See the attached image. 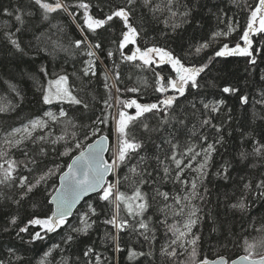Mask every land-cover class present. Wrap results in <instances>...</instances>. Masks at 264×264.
Instances as JSON below:
<instances>
[{"label": "snow or ice", "instance_id": "6c2138e0", "mask_svg": "<svg viewBox=\"0 0 264 264\" xmlns=\"http://www.w3.org/2000/svg\"><path fill=\"white\" fill-rule=\"evenodd\" d=\"M233 9L247 12L242 44L229 39L240 27ZM205 10L217 29L181 45L180 53L169 47L188 27H202ZM58 16L79 35L71 25L54 24ZM0 19V88L8 94L0 97V235L18 241L0 245V264H33L29 246L50 234L61 239L37 264H121L122 253L128 264H264V251H257L264 249V0H0ZM150 21L164 28L147 40ZM214 43L206 62L186 63ZM226 57L245 58L249 76L259 70L255 94L219 89L235 98L233 106L209 98L214 83L202 85L217 58ZM125 64L152 73L154 101L123 98L141 92L125 84ZM29 93L44 106L39 114H25ZM237 106L247 124L234 127ZM110 120L115 145L103 134ZM231 138L233 155L213 172ZM62 157L71 163H58ZM210 175L235 185L223 194V207L225 217L239 220V232L220 223L215 256L203 251L204 225L215 233L220 222L219 196L209 207ZM81 201L85 207L74 212ZM29 205L47 212L29 214ZM101 228V250L92 241L74 251ZM229 244L244 255L233 258Z\"/></svg>", "mask_w": 264, "mask_h": 264}, {"label": "trees", "instance_id": "16d2710c", "mask_svg": "<svg viewBox=\"0 0 264 264\" xmlns=\"http://www.w3.org/2000/svg\"><path fill=\"white\" fill-rule=\"evenodd\" d=\"M5 3H7V0H4ZM122 2V0H113V3L116 5H119ZM213 4L217 3L218 0H211ZM249 4H255L258 2V0H247ZM228 3L231 4V0H228ZM200 16L203 17L202 20V27L199 29H196L193 31L191 27H188L187 31L183 33L182 38L177 37L176 40H169L167 41V44L169 47L174 48L177 53H180L181 51V45L185 46V49L187 48L188 43L192 41H199L201 37H207L210 35L211 31L217 29V22L215 18H210L207 14V11L205 10L204 12L199 13ZM230 16H235L237 20H239L240 27L232 33L231 39L233 42H240L241 44L243 43L242 41L239 40V37L241 35V30L245 26L246 22V17H247V12L241 13L237 9H233L232 12L229 13ZM139 23V20L136 21ZM4 20L0 19V24H3ZM53 23H61L65 25H71V27L68 29L71 31L74 35H79L77 32L75 25L72 24L70 20H68L67 17L63 16H58L56 20L53 21ZM145 29L147 31V35L145 39L147 40H152L154 37H159L160 35V30L164 28V25L162 23H157L155 21H150L147 24H145ZM220 28H223V25H219ZM120 30V25L119 23L116 24L115 26V33L118 35ZM53 33L55 32V29L52 30ZM53 39H55V36H53ZM224 41H220L219 43H223ZM160 43L164 44L165 40L163 38L160 39ZM217 47V44H213L212 47H210L206 53L202 54L201 56H190L186 57V63H198L200 61H205L207 59V56L212 54L213 49ZM115 46L113 45V49ZM47 62V60H45ZM108 63H111L108 61ZM247 65L245 63V58L243 57H226V58H217V62H215L214 67H212L211 73L205 77V80L202 81V85L204 83H214L216 85L215 88H210L208 89L209 93V98H219V97H224L228 99L229 105H237V101L233 97H227L225 94L221 93L219 91L220 88L223 86L227 85H233V86H239L241 87L244 91L249 92L250 94H255L258 92V88L256 86H253L251 84L252 80H256L258 82V77H259V70L257 71L256 74L253 76H249V74L245 71ZM261 69H264V64L260 65ZM102 71V69H101ZM121 71L124 74L125 78V84L128 87H133V86H140L141 87V92L139 94L137 93H124L123 98H139L141 102H149V101H154L156 99V94L153 93V76L151 72H140L138 69L132 67L131 65H122L121 66ZM170 71L167 67H165V72ZM131 75L132 80H128L127 76ZM246 81L248 82V87H246ZM94 83H97V81H94ZM121 87H124L122 84ZM101 91H103L102 87L100 88ZM8 95L3 88H0V97ZM29 100L32 101L28 105L25 106V114L28 113H37L39 114L44 106L37 104L32 96L31 93H29ZM55 110V109H53ZM134 111V109L132 110ZM113 112V110H112ZM251 112V109H249V114ZM234 116L236 118L234 127L240 124H247L246 116H245V110L241 107H236L234 111ZM114 124L110 120L108 126H104L103 129V134L107 135L110 138L111 144L115 145L116 143V136L113 131ZM238 136V133H237ZM237 140L235 138H231L229 144L227 145L228 151L225 152L224 150H221V154L217 155L215 157V165L212 168V171L214 172L216 170V166H218L223 159H229L231 155H233V148L236 145ZM110 158V153L108 154V157ZM58 163L61 164H66L70 163V158L68 157H62L58 161ZM66 170V167H65ZM122 171H125L122 169ZM237 175L236 172L233 173V176L235 177ZM113 179V178H112ZM208 187L212 193L211 195V205L209 207H212L215 209L216 204H217V197L219 196L220 200V207L218 209L220 213L219 217V223L215 225L216 227V232L213 233L211 231L213 225L208 223L204 225L203 228V251L206 255L209 256H215L217 251H218V240L220 238V223H224L225 227L228 226H235V229L237 232H239V220L238 219H233L231 216V213L225 217L224 215V207H223V202H224V193H229L231 195L232 192H234L235 185L232 182H227L225 183L223 180L217 179L215 176L210 175V182L208 183ZM166 188L170 189L171 185H167ZM121 190H127L126 187L122 188ZM41 202L43 201V197L38 198ZM89 202H95L94 196L89 197L88 199ZM85 207L84 202L78 207L76 211H79ZM260 204L259 202L257 205H255L256 209H260ZM28 213L31 214V212L36 211L38 213H44L47 212V207H37L33 209L31 205L28 206L27 209ZM77 217L74 215L69 222L70 223H76ZM61 232H64V229L60 230ZM103 235V230L101 228L100 232L94 233L90 237H82L81 241L77 245L76 248H74V251H78L80 249H83L86 247L89 243L92 241L96 242L97 250H101V245H100V236ZM259 234H257L258 236ZM160 242L163 241L164 237L162 232L158 233ZM61 239L59 234H50L48 239L45 241H37L36 244L29 246L32 251L28 253V257L32 258L33 256L36 257L35 260H33V264H37L38 259L40 258L41 254L43 251L47 250L48 247L56 242H59ZM9 243H16L18 245V241H16L12 236L10 235H0V245H3L5 248ZM257 251H264V249L257 248ZM227 252L233 256V258H238L239 255H244V252L242 251L241 246L237 245L234 246L233 244H229ZM108 253H105L107 255ZM59 259V257H57ZM121 264H128V261L126 260V257L124 254H121Z\"/></svg>", "mask_w": 264, "mask_h": 264}, {"label": "water", "instance_id": "95a60500", "mask_svg": "<svg viewBox=\"0 0 264 264\" xmlns=\"http://www.w3.org/2000/svg\"><path fill=\"white\" fill-rule=\"evenodd\" d=\"M106 136H107V135H106ZM109 140H110V138H109ZM110 142H111V141H110ZM108 154H109V153H106V154H105V157H106V158H107ZM70 163H71V160H70ZM111 178H112V177H108V179H111ZM89 197H91V196H89ZM89 197H86L85 199H88ZM83 202H84V201H81V203L78 204V205L76 206V209L74 210V212H76V210L78 209V207H79ZM73 216H74V215H73ZM73 216H72V217H73ZM72 217H70L69 220H70ZM238 258H239V257H238ZM238 258H236V259H238Z\"/></svg>", "mask_w": 264, "mask_h": 264}, {"label": "bare ground", "instance_id": "6f19581e", "mask_svg": "<svg viewBox=\"0 0 264 264\" xmlns=\"http://www.w3.org/2000/svg\"><path fill=\"white\" fill-rule=\"evenodd\" d=\"M116 111H117L116 109H113V114H114V115H115Z\"/></svg>", "mask_w": 264, "mask_h": 264}]
</instances>
